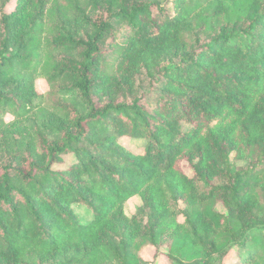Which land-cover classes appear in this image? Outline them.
Instances as JSON below:
<instances>
[{"label":"trees","instance_id":"16d2710c","mask_svg":"<svg viewBox=\"0 0 264 264\" xmlns=\"http://www.w3.org/2000/svg\"><path fill=\"white\" fill-rule=\"evenodd\" d=\"M149 246L264 264V0H0V264Z\"/></svg>","mask_w":264,"mask_h":264},{"label":"rangeland","instance_id":"374dc122","mask_svg":"<svg viewBox=\"0 0 264 264\" xmlns=\"http://www.w3.org/2000/svg\"><path fill=\"white\" fill-rule=\"evenodd\" d=\"M37 87L39 91H45L48 89V84L44 79H38L37 81ZM121 142L133 149L136 152L143 151L144 145H145V140L144 139H133L131 137H123L121 139ZM142 200L139 195L131 197L126 203H125V211L129 216H133L138 208L141 206ZM75 211L79 215L80 219L84 222H88L93 218V214L86 207L85 205L82 204H76L74 205ZM155 248L152 246H149L146 248L144 256L148 261V264H171L168 258L164 255L160 256L159 259L155 258ZM233 254L231 255V257Z\"/></svg>","mask_w":264,"mask_h":264}]
</instances>
